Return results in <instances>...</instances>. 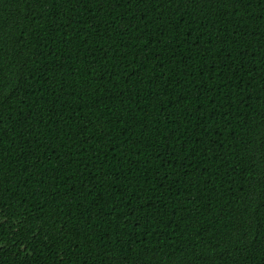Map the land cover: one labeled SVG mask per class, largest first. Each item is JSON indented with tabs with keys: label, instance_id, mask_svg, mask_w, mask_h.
Returning <instances> with one entry per match:
<instances>
[{
	"label": "trees",
	"instance_id": "16d2710c",
	"mask_svg": "<svg viewBox=\"0 0 264 264\" xmlns=\"http://www.w3.org/2000/svg\"><path fill=\"white\" fill-rule=\"evenodd\" d=\"M0 264H264V0H0Z\"/></svg>",
	"mask_w": 264,
	"mask_h": 264
}]
</instances>
